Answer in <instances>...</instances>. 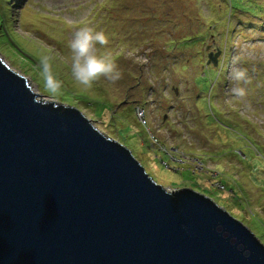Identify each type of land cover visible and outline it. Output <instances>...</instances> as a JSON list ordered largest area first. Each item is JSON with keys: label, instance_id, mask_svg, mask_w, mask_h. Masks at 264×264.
Segmentation results:
<instances>
[{"label": "rangeland", "instance_id": "obj_1", "mask_svg": "<svg viewBox=\"0 0 264 264\" xmlns=\"http://www.w3.org/2000/svg\"><path fill=\"white\" fill-rule=\"evenodd\" d=\"M85 26L109 36L100 52L118 81L72 79L68 43ZM0 59L39 100L76 108L126 147L156 184L211 199L264 246V0H0ZM234 67L247 71L243 101Z\"/></svg>", "mask_w": 264, "mask_h": 264}, {"label": "water", "instance_id": "obj_2", "mask_svg": "<svg viewBox=\"0 0 264 264\" xmlns=\"http://www.w3.org/2000/svg\"><path fill=\"white\" fill-rule=\"evenodd\" d=\"M38 97L0 59V264H264L211 199L166 190L79 110Z\"/></svg>", "mask_w": 264, "mask_h": 264}, {"label": "clouds", "instance_id": "obj_3", "mask_svg": "<svg viewBox=\"0 0 264 264\" xmlns=\"http://www.w3.org/2000/svg\"><path fill=\"white\" fill-rule=\"evenodd\" d=\"M109 42L110 38L103 30L88 26L76 30L71 35L68 43L70 74L79 85L91 88L102 78L113 83L121 79L122 71L118 64L109 55L100 52ZM40 71L46 89L52 95H57L64 84L52 71L51 57L45 56L40 60ZM230 79L233 82L231 93L243 101L247 95L244 87L248 82L246 69L234 67Z\"/></svg>", "mask_w": 264, "mask_h": 264}]
</instances>
